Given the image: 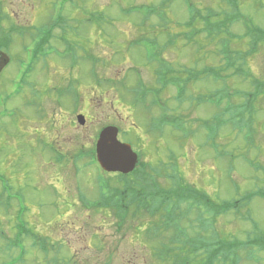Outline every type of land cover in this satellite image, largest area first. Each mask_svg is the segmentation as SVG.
I'll list each match as a JSON object with an SVG mask.
<instances>
[{"label": "rangeland", "instance_id": "obj_1", "mask_svg": "<svg viewBox=\"0 0 264 264\" xmlns=\"http://www.w3.org/2000/svg\"><path fill=\"white\" fill-rule=\"evenodd\" d=\"M60 1L0 0V11L10 16L5 20L4 27L10 29V24H16L28 31V34L14 37L7 47L1 45L0 37V48L6 51L8 58L6 66L0 70V232L6 237L18 235L16 212L19 201L26 207L25 220L32 232L35 231L28 237L19 236L26 251L24 262L19 264H158L153 259L150 242L151 235L156 237L151 228L159 223L160 218L154 222L150 217L134 222L122 221L111 215L109 210H95L85 206L87 201L78 200V192L92 201L100 196L94 176L103 178L104 175L97 167L79 169L72 161H75V153L80 148L87 150L94 145L97 130L104 125L119 127L123 132L120 138L128 134L132 136L127 141L141 153L142 161L160 171V175L154 173L158 188L172 189L175 188L174 183L190 186L206 193L216 205H221L209 208V212L204 211L211 218L206 234L210 242L217 234L225 241H246L248 234L257 230L264 234V200L256 198L251 202L247 199L250 193L264 189V91L257 97L253 94L256 90H253L251 81L243 80L244 83L232 78L227 82L232 93L239 92L237 97H233L235 105L246 103L244 93L251 98V109L248 111L251 124H241L245 127L241 130L238 123L233 124L235 129L227 123L232 115L219 114L215 121L218 125L213 120L215 114L225 110L227 100L218 108L201 101L216 90L222 91V96H225L224 82L201 77L188 86L181 101L175 100L176 91L170 88L161 95V100L171 115L183 119L184 131L178 133L172 128L160 126L162 132L159 133L148 132L146 127L150 117L160 116V110L153 108L148 111L145 107H137L128 89L123 90L120 86V83L129 87L136 84V74L131 71L136 67L144 83L155 87L154 66L148 64L140 48L129 47L131 40L133 42L142 36L157 41L167 60L166 68L175 77L184 79L189 69L200 71L207 66L221 65L219 42L209 43L202 34L194 39L201 47L199 50L187 43L186 35L191 30L185 27L188 9L184 0H173L168 5L170 7L160 13L159 20L151 16L142 26L145 14H127L125 11L135 6L157 5L161 0H74L73 3H66V34L63 43L59 40L56 43L60 50L69 47L68 56L63 59L52 56L46 63L37 64L27 79V87L16 94L19 75L15 73L21 69L18 62L25 57L24 46L32 41L38 33L36 31L47 25L53 6L56 7ZM191 2L201 11H221L225 8L218 0ZM240 7L254 24L264 28V0H241ZM196 28L202 29L203 26L196 24ZM55 32L54 38L59 39L61 31ZM232 32L242 35L244 29L238 25ZM237 43L240 42L234 41L233 45L240 46V51L248 50L245 41L240 45ZM84 55L97 58L95 83L89 77L94 63L84 61ZM75 61L79 62L73 65ZM246 67L264 82V45L250 56ZM98 78L101 80L98 81ZM107 79L112 81L106 83ZM74 81L80 82L76 91L84 97L79 106L81 112L78 111L80 115H85L86 122L83 124L78 121L70 99L59 103L60 99L54 100L46 93L49 86L64 87ZM34 87L37 88L35 94L32 91ZM11 95L14 96L11 101L4 99ZM29 96L33 104L41 96L39 107L44 109L42 112L29 105ZM253 97L256 98L254 102ZM11 107L21 113L6 116ZM33 108L36 113H33ZM43 113H48L50 118L46 117L44 121ZM203 121H208L217 133L203 126ZM137 128L140 131L133 133ZM44 139L59 144L66 153L62 165H55L54 153ZM213 142L216 143L215 149ZM171 151L175 156L173 163L168 157ZM176 164L181 181L177 179L174 182L169 177L174 175ZM111 176L112 186H118L120 181ZM223 202H227L226 208H230L231 204H236L237 208L225 214ZM185 211L186 208L182 207V212ZM250 215L257 224L255 227L249 221ZM194 217L192 214L191 218ZM188 224L189 218L186 217L183 225L186 227ZM196 225L189 231L192 236L199 232L195 229ZM40 239L45 241L47 252L40 250ZM7 244L0 237V264L21 252L17 248L6 250ZM248 252H253L257 262L247 259ZM199 254H204L203 248ZM240 254L239 264H264L263 250L256 252V249L249 248ZM193 258L191 256L189 260ZM174 263H177V258H174Z\"/></svg>", "mask_w": 264, "mask_h": 264}, {"label": "trees", "instance_id": "obj_2", "mask_svg": "<svg viewBox=\"0 0 264 264\" xmlns=\"http://www.w3.org/2000/svg\"><path fill=\"white\" fill-rule=\"evenodd\" d=\"M186 1L189 2V19L185 23V27L191 30L189 35L187 34L191 40H194L198 35L204 33L206 34L205 39L209 43L219 42L221 49L218 51V55L225 62L224 68L221 69H224L230 78L239 77L245 80L251 79L252 76L250 75L249 69L244 67L248 63V56L257 52L259 46L264 45V29L256 26L249 17L241 12L240 0H218L225 8L221 11L208 9L205 13L191 4L190 0ZM7 18L9 16L4 15L3 11H0V27L1 23ZM196 24L203 25L204 28L200 31L193 30L191 27H196ZM236 25H241L245 29V32L240 36L233 35L232 30ZM224 35L226 38L221 39ZM4 37L9 42V35H4ZM50 37L51 34L49 33L46 39ZM234 41L240 42L237 45L242 44L243 41L246 43L249 42L250 44L248 46H250V51H240V46L238 48L233 45ZM200 48L199 46L197 50ZM38 49L39 51L36 55H43L42 51H45L44 45L39 46ZM205 70H207L206 74H218L214 68H206ZM131 71L137 74L138 80L136 84L129 87L126 83H120V86H122L123 90L128 89V93L132 96L135 105L145 103L149 95L153 98L154 96L160 95L169 86H176L180 92H184L188 84L193 81L195 82L197 79V74L189 70L186 72L188 74L186 78L183 79L180 76L175 77L166 68V63L164 65L160 63L155 69L156 79L155 87H153L151 85H145L142 82L137 70L132 69ZM215 79H221L220 75ZM252 84L256 90L254 93L255 96L259 97V95L263 94L264 82L253 79ZM152 101V103L156 104L155 100ZM247 109L248 104L244 110L248 112ZM230 110H233V108L230 107ZM163 115L160 118L161 125H169L177 132L184 131V126L180 124L181 118L169 117L166 110L163 112ZM238 120H243L240 113L232 115L230 122L233 125ZM174 172V175L169 178L174 182L177 179L181 181L178 170L175 169ZM152 185L151 181L148 180L147 191L143 201L141 200L144 198L143 196H141V199L140 197L137 199L136 193H130L132 199L129 204L122 205L121 202L109 208L112 212L115 211L116 217L122 221L134 222L150 217L151 222H154L156 217L161 219L158 221L159 223L153 225L151 228V232L156 237L153 238V235H151L152 239L150 242V247L154 250L153 258L158 264H167L169 260L170 264H173L174 258H177V263L174 264H239L241 251L248 250L249 248L252 249L253 247H257L259 252L264 251V235L256 237L255 239L250 236L246 241H240L238 239L225 241L221 236L214 235L213 240H211L213 242H210L205 235L207 230L203 229L206 227L204 211L209 212V208H216L221 205H216L212 202L206 193H202L190 186L178 185L176 183H174L175 188L168 190H159V188ZM256 197L264 199V189L250 193L247 199L252 201ZM226 203L223 202L222 205L225 207ZM182 207L186 208L185 212H182ZM103 208L106 209L105 207ZM235 208H237V205L231 204L230 208L225 207L226 212L223 213L226 214ZM192 214L194 216L196 215L193 219L191 218ZM186 217L189 218V224L185 227L183 222ZM195 223H199L195 226V229L199 232L192 236L189 231ZM167 234H170V236ZM202 248L204 250L203 255L199 254ZM210 248H212V251H210ZM186 249H189L191 252ZM191 256H194V258L189 260Z\"/></svg>", "mask_w": 264, "mask_h": 264}, {"label": "water", "instance_id": "obj_3", "mask_svg": "<svg viewBox=\"0 0 264 264\" xmlns=\"http://www.w3.org/2000/svg\"><path fill=\"white\" fill-rule=\"evenodd\" d=\"M83 120L80 118V121ZM83 123V122H82ZM118 130L113 127L105 129L97 145L98 159L108 171L129 173L137 164V156L129 145L117 140Z\"/></svg>", "mask_w": 264, "mask_h": 264}, {"label": "flooded vegetation", "instance_id": "obj_4", "mask_svg": "<svg viewBox=\"0 0 264 264\" xmlns=\"http://www.w3.org/2000/svg\"><path fill=\"white\" fill-rule=\"evenodd\" d=\"M54 47H56L55 45H54ZM7 58L5 57V56H1L0 57V68L2 69V67L3 66H5V64H6V62H7ZM4 69V68H3ZM1 73V72H0ZM29 72H27V74H28ZM36 89L37 88H33V93L34 92H36ZM46 93H47V95H49L50 97H51V95H52V97H53V99L54 98H56L57 100L58 99H60V102L59 103H61L62 102V100H64V99H66V86H64V87H59V86H56V87H54V86H49L48 88H47V91H46ZM35 94V93H34ZM29 99H30V103L31 102H33V100L31 99V96H29ZM56 99H54V100H56ZM39 101H41V96H40V99H39ZM29 103V104H30ZM71 104H73V103H71ZM32 105H33V103H32ZM79 106H81V103H79L77 106H75L74 108H73V110H74V112H76V115H77V117L80 115L79 113L81 112L80 110H79ZM39 111H41L42 112V110H44V109H42L41 107H38L37 108ZM11 110H13L15 113H17V114H19V113H21V112H19L18 111V109L17 108H12ZM78 111H80V112H78ZM33 113H36V110L33 108ZM35 115H37V114H35ZM39 116V115H38ZM84 117H85V115H83ZM32 117H34L35 118V116H32ZM37 117V116H36ZM42 117H43V120L45 121L46 120V117L47 118H50L49 117V114L47 113V115L45 114V113H43V115H42ZM29 118H30V116H29ZM31 119V118H30ZM52 124H53V122H52ZM96 137V136H95ZM43 141H45V142H47V143H49V147L52 149V151H53V153H54V156H55V158L53 157V159H54V161H55V165H62L63 164V162H64V160H65V158H66V153L63 151V149H61V147L59 146V144H56V143H52L51 141H48V140H46V139H44ZM96 140H94L93 142H95ZM82 151V148H80L76 153H75V157H78V154L80 153ZM74 157V158H75ZM85 163H87V162H85ZM95 178V177H94ZM79 192H78V196H79ZM83 196V195H82Z\"/></svg>", "mask_w": 264, "mask_h": 264}]
</instances>
